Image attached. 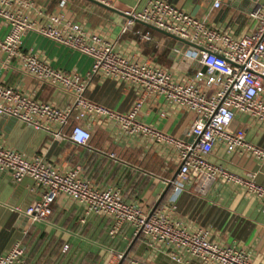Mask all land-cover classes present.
I'll return each instance as SVG.
<instances>
[{
    "label": "crops",
    "instance_id": "crops-1",
    "mask_svg": "<svg viewBox=\"0 0 264 264\" xmlns=\"http://www.w3.org/2000/svg\"><path fill=\"white\" fill-rule=\"evenodd\" d=\"M23 12L40 20L49 13H62L63 17L81 24L113 43L115 52L135 60H148L168 67L178 78L189 76L197 69L193 65L184 70L181 58L172 48L181 52L185 44L165 34L133 22L124 32L127 18L124 12L140 10L147 0H113L108 10L88 0H24ZM185 12L202 17L205 21L233 35L251 32L256 22L248 12L264 0H220V6L210 8L209 1L166 0ZM7 25L0 20V37ZM148 32L151 40L140 35ZM155 44L158 46L156 47ZM31 48L52 67L78 73L85 79L83 96L113 111L125 112L139 96L127 83L100 74L88 75L91 60L80 53L54 44L39 35L27 32L22 36V51ZM0 83L26 93L39 102L65 107L71 101L60 87L40 83L27 75L19 62H4L0 53ZM264 89V80H263ZM264 97V92H263ZM163 111L164 115L160 116ZM193 116L175 106H164L161 99L146 97L138 112V119L180 141H187ZM79 124L86 126L90 138L84 145L67 139H54L45 130L31 126L9 116L0 115V142L13 148L25 158L42 157L49 165L66 169L79 166V174L99 187H116L122 198L149 212L157 206H170L173 219L187 229L205 227L211 237L224 244L243 248L255 264L264 261V211L260 200L245 187L215 180L204 191L190 182H183L174 200L172 184L175 177L177 148L168 142H156L143 136L121 134L110 122L96 117ZM231 127H241L245 139L264 149V131L243 115H236ZM114 154V157L110 156ZM208 160L223 165L229 171L252 173L256 183L264 186V164L254 159L227 153L215 146ZM41 189L29 177L13 180L0 170V251L14 242L22 246V258L27 264H128L130 261L145 264H201L196 258L173 260L170 249L160 244H147L142 234H134L132 226L122 222L113 233L108 230L112 220L99 214H85L83 206L58 194L50 204L45 219L31 220L21 210L40 199ZM63 244L67 247L63 249ZM121 252L120 258L116 253Z\"/></svg>",
    "mask_w": 264,
    "mask_h": 264
},
{
    "label": "built area",
    "instance_id": "built-area-1",
    "mask_svg": "<svg viewBox=\"0 0 264 264\" xmlns=\"http://www.w3.org/2000/svg\"><path fill=\"white\" fill-rule=\"evenodd\" d=\"M64 1L60 0V5ZM94 1L111 6L113 0ZM203 1H209L211 9L220 6V0ZM26 5L24 0H0V20L7 25V31L0 37L3 60H16L27 75L40 83L60 87L70 95L71 101L60 108L36 101L19 89L0 83V115L76 145L86 144L90 132L75 121L87 118L91 123L96 117L110 122L125 136L172 143L177 148L176 173L169 180L172 200L183 182H190L197 190L204 191L217 179L245 187L260 200V210L264 211V186L254 181L252 173L237 174L208 160L213 147L222 146L227 153L264 164V149L247 141L243 128L230 126L236 115H243L264 131V2L248 12L256 25L251 32L241 35L210 25L204 18L185 12L166 0H147L140 10L124 12L131 18H127L122 32L136 19L192 44L185 45L182 52L172 48L173 54L181 58L184 70L197 66L185 78L176 77L168 67L120 55L114 51L112 42L64 18L62 13L45 14L40 20L30 18L22 10ZM27 32L87 56L91 60L88 75L118 79L134 87L139 96L125 112L113 111L86 99L83 96L85 79L78 73L52 67L31 48L20 49L22 36ZM140 37L151 40L147 31ZM201 67L205 70L201 71ZM146 97L161 99L162 105L178 107L193 116L187 141L176 140L138 119L142 99ZM163 115L161 111L160 116ZM0 170L7 171L15 181L29 177L41 189L39 200L22 210L14 207L31 220L45 219L50 213L51 202L62 194L82 205L85 214L110 217L109 233L127 222L134 234H142L147 244H160L170 249L169 255L175 261L196 258L201 264H255L243 248L214 240L207 228L187 229L171 217L172 205L144 212L124 200L116 187L91 184L79 174L78 165L60 169L40 156L25 158L0 142ZM62 247L65 249L67 244ZM22 253V246L14 242L7 250L0 251V264H27ZM121 256V252L116 253L117 258ZM128 264L145 263L130 261Z\"/></svg>",
    "mask_w": 264,
    "mask_h": 264
},
{
    "label": "water",
    "instance_id": "water-1",
    "mask_svg": "<svg viewBox=\"0 0 264 264\" xmlns=\"http://www.w3.org/2000/svg\"><path fill=\"white\" fill-rule=\"evenodd\" d=\"M88 1H90L92 3H95V4H97V5H99V6L103 7V8L108 9V10H114L112 7H110L108 5H105V4H102L100 2H97V1H94V0H88ZM124 15L126 16V18H131L129 15H127L125 13H124ZM134 22L141 23V24L145 25L146 27H148L150 29H153L155 31H159V32L165 34L166 36H169V37H171V38H173V39H175V40H177V41H179V42H181V43H183L185 45H191L192 46V44H190V43H188V42H186V41H184V40H182V39H180V38H178V37H176V36H174L172 34L166 33V32H164V31H162V30H160V29H158V28H156V27H154L152 25L146 24V23H144L142 21H139V20H136V19H134ZM200 70L201 71H204L205 70V67H201Z\"/></svg>",
    "mask_w": 264,
    "mask_h": 264
}]
</instances>
